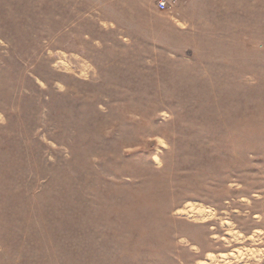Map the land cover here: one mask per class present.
I'll list each match as a JSON object with an SVG mask.
<instances>
[{"label":"rangeland","instance_id":"rangeland-1","mask_svg":"<svg viewBox=\"0 0 264 264\" xmlns=\"http://www.w3.org/2000/svg\"><path fill=\"white\" fill-rule=\"evenodd\" d=\"M0 264H264V0H0Z\"/></svg>","mask_w":264,"mask_h":264},{"label":"built area","instance_id":"built-area-1","mask_svg":"<svg viewBox=\"0 0 264 264\" xmlns=\"http://www.w3.org/2000/svg\"><path fill=\"white\" fill-rule=\"evenodd\" d=\"M155 9L159 12H172L186 0H152Z\"/></svg>","mask_w":264,"mask_h":264}]
</instances>
